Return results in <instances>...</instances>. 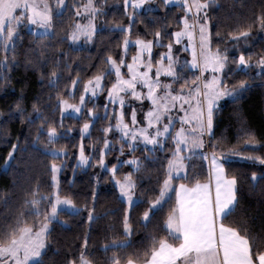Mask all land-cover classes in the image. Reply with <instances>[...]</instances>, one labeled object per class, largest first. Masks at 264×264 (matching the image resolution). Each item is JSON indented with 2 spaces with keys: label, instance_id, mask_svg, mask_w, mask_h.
I'll return each mask as SVG.
<instances>
[{
  "label": "snow or ice",
  "instance_id": "1",
  "mask_svg": "<svg viewBox=\"0 0 264 264\" xmlns=\"http://www.w3.org/2000/svg\"><path fill=\"white\" fill-rule=\"evenodd\" d=\"M115 3L118 7L122 4L127 23L123 19H104L108 0H0V85L10 84V73L19 63L17 44L27 32L32 47L26 52V67H43L52 52L46 79L49 88L59 90L54 102L49 93L47 107L60 113L59 120L50 117L35 101L29 111L23 103V90L7 114L0 111V117L18 116L30 129L35 125L32 146L51 157L47 163L49 190H42L37 178L23 190L22 202L15 211L6 208L0 213V264H264V235L253 233L246 221L225 223L239 204L238 177L228 175L225 165L233 156L264 165V154L255 151L264 149V141L242 122L238 145L224 147L222 140H215L211 141L212 150L204 151L208 143L205 137L214 135L221 100L237 101L252 87H264V7L245 17L234 11L233 4L221 19L212 15L220 7L219 0H163V7L181 9L182 14L177 13L173 23L166 14L152 16L156 0ZM141 12L146 18L141 17ZM150 24L157 26L153 29ZM104 29L122 33L117 45L121 50L119 57L108 52L86 80L76 72L60 89V65L70 68L71 58L56 44L67 40L74 45L81 39L94 43L97 33ZM256 35L261 39L259 48L255 46ZM133 45L136 50L127 59ZM161 48L165 50L156 56L154 49ZM181 53H189L190 59H183ZM40 79H45L43 72ZM105 91L102 114L95 105L87 107ZM145 100L150 101L147 111L142 108ZM85 111L88 118L79 127L80 139L72 145L76 151L71 152L68 144L58 143L74 131L65 125L64 117L78 119ZM138 111L142 112V120L137 118ZM102 117L107 120L100 128L103 135L92 140L91 126ZM117 132L116 139H111L110 135ZM85 139L89 143L85 144ZM169 140L173 146L165 149ZM137 147H143V158L133 155L123 159L126 149L135 152ZM20 148L17 137L4 157L5 170L13 167ZM157 151L169 152L162 166L163 178L157 176L156 188L138 191L136 174L146 168L145 160L158 159ZM113 152L117 153L116 162L109 166L107 157ZM73 155V173L87 166H98L110 173L122 203L119 230L114 223L107 225L109 232L98 246L103 255L98 259L96 245L91 242V225L115 210L97 211L100 173L93 175L91 198L85 203H77L70 193H63L60 173L68 167L67 158ZM196 158L208 163L206 179L199 178L197 166L192 163ZM123 165H129L132 171L118 175ZM250 179L264 180V172L253 171ZM148 191L154 195H147ZM173 192L175 204L136 247L137 225L147 228L153 223ZM10 198L8 190L0 193V203L7 206ZM141 205L146 206L139 216H134ZM84 210L88 230L77 237L76 250L65 249L63 257L55 259L61 251L52 247L55 226L69 225L67 217L79 216Z\"/></svg>",
  "mask_w": 264,
  "mask_h": 264
},
{
  "label": "trees",
  "instance_id": "2",
  "mask_svg": "<svg viewBox=\"0 0 264 264\" xmlns=\"http://www.w3.org/2000/svg\"><path fill=\"white\" fill-rule=\"evenodd\" d=\"M220 7L213 10L212 15L221 19L225 18L233 4H235L234 11L237 14L245 17H250L253 11L258 12L264 7V0H243V7H240L241 0H219ZM156 10L152 13V16L160 17L166 14L169 19L175 22L176 14L181 13V9L178 7H163V0H156ZM182 14V13H181ZM141 17L146 18V14L141 12ZM105 20L109 19H123L124 23H127V17L123 15L122 4L117 6L115 0H108ZM65 20H67V13L65 14ZM101 21H98L100 23ZM147 23V19H146ZM156 24H150V28H155ZM140 33L143 34V26L140 27ZM223 30V29H222ZM215 31V29H213ZM122 33L116 31H108L104 29L97 33L94 43H76L70 44L69 41L58 42L57 48H62L68 52L71 58L68 62L71 67H64L63 63L60 65V69L63 73L60 80V89L64 88V84L68 82L69 77L79 72L82 80H86L90 75L96 71V66L102 64V57L108 52H111L113 56L119 57L120 48L117 47ZM135 35V33H134ZM31 37L24 33V39L17 44L18 60L19 63L13 67L10 73V84L7 86L0 85V111L8 113L10 107L14 102L20 98L21 91L23 90V103L25 107L31 111V105L35 101L40 106L44 107V111L49 114L50 117L54 116L57 120L60 119L59 111L53 112L48 105L49 93H52V101H55V92L59 89L49 88L47 83V74L52 64V52L48 53L49 63L44 64L43 67L25 66L26 52H28L32 45L30 43ZM255 46L259 48L261 46L260 35H256ZM165 49H154L156 56L160 51ZM251 50V49H249ZM135 52V46H130L128 50L127 59L131 58V55ZM31 58V57H28ZM43 72L45 79L43 82L40 79V73ZM191 75V73H189ZM242 75H237V79ZM113 77L108 78V83L105 85L107 88L110 86ZM255 84L259 85V81H255ZM82 88V84H81ZM80 89L75 92L76 101L79 99ZM67 95V92H64ZM107 93L100 92L95 99L88 103L87 107L97 106L96 110L99 113L104 112L105 97ZM37 97H40L37 100ZM75 102V101H74ZM130 111V109H129ZM88 118V114L85 111L83 116L75 118L74 116H65L64 123L66 126H72L74 131L70 134L68 139L60 140L59 144H68L71 152L76 150L72 148L73 144L79 142V127ZM142 120V118H141ZM114 123V120H112ZM245 122L247 126L254 130L256 138L264 141V87L256 86L249 89L239 100L233 101L230 98L223 100L215 116L214 135L211 137L206 136V147L204 150L210 152L211 141L222 140L224 147H233L238 145V137L242 135L240 132L241 123ZM107 123L106 118H101L91 126V138L92 140L102 137L100 128ZM35 125L30 127L27 124H22L18 116L0 117V193L4 190H8L10 193V201L6 206L0 203V213H3L6 208L15 211L22 202L23 190L30 187L37 178H39L42 190H49L50 173L47 170V163L51 160V157L44 155L42 150H37L32 146V137L35 135ZM118 133L115 136L110 135V138L115 140ZM19 137L21 142V148L16 153V159L12 161L13 167L5 170L4 157L11 147L13 141ZM85 144L89 143V139H85ZM102 144V140L100 141ZM172 142L165 145V149L172 147ZM118 149V144H117ZM242 151H253L252 148H241ZM123 159H128L129 156H138L143 158V147H137L135 152H128ZM264 154V149H255ZM116 152L111 153L107 157V163L109 166L115 163ZM169 155L168 151H157L155 156L158 159L145 160V169L137 173L139 180L138 191L150 190L157 187V176L160 179L163 178L162 166L166 163V157ZM98 156V153H97ZM59 162V161H57ZM68 167L62 170L60 173V180L63 188V193H70L77 203L83 204L91 198L92 177L96 173H100V183L98 185V199L96 208L98 212H103L104 209H114L115 211H109L107 216H104L101 220L94 222L91 225L92 229V243L96 245V258H100L103 253L98 250V246L103 242V239L108 234L109 230L107 225L114 223L119 230V217L122 211V203L118 198V190L115 187L114 181L111 178L110 173L106 170H100L98 166L93 168L87 166L85 168H77L73 173L72 165L76 163L75 156L67 158ZM196 164L197 172L200 179H206L208 175V163L207 161H201L196 158L192 161ZM228 175H236L238 177V197L239 204L237 205L236 212L225 221V223H231L235 225L240 221H246L247 226L253 233H261L264 235V180L252 181L250 175L253 171L260 173L264 172V165L259 164L252 160L242 159L240 157L233 156L230 161L225 165ZM132 171L129 165H123L118 172V175H122L124 172ZM191 172V169H189ZM71 181V182H70ZM188 183V181H184ZM179 183V181L177 182ZM147 195H154L153 192L148 191ZM175 204V192L172 193V199L165 202L153 219V223L149 224L147 228L143 224H138L139 231L134 235V244L136 247H140V241L144 239L148 233L152 232L156 222L161 221L164 215L168 212L171 205ZM141 205L139 209L134 213V216H139V213L143 211ZM70 221L69 225L62 226L57 224L55 230L52 233L53 245L52 247H59L61 249L60 255L55 257L59 260L63 257L64 250L71 248L76 250L74 246L78 245V236H82L83 232L88 230L89 225L87 221V211L84 210L79 216L67 217ZM135 223V221H134ZM162 235L163 230H159ZM122 234V233H121ZM264 247V245H262ZM51 255V252L49 253Z\"/></svg>",
  "mask_w": 264,
  "mask_h": 264
},
{
  "label": "rangeland",
  "instance_id": "3",
  "mask_svg": "<svg viewBox=\"0 0 264 264\" xmlns=\"http://www.w3.org/2000/svg\"><path fill=\"white\" fill-rule=\"evenodd\" d=\"M83 41V39H81V41H78L77 43H81ZM136 50V49H135ZM181 57L183 58V59H190V54L189 53H181ZM122 71H124L125 73H126V69H123L122 68ZM209 75V73H205V76H208ZM113 78H114V74H113ZM163 78V77H162ZM145 91H146V89H145ZM95 99V98H94ZM225 99H228V98H224V99H222L221 100V102L223 101V100H225ZM220 102V103H221ZM149 105H150V101H148V100H145V101H143V104H142V108H143V110L144 111H147V109H148V107H149ZM137 107L139 108V107H141V105L140 104H137ZM109 110H111V105L109 106ZM137 118L138 119H140L141 120V118H142V112H139L138 111V116H137ZM114 120V119H113ZM114 123H115V120H114ZM176 127L178 128L179 127V123H177L176 124ZM118 133V132H117ZM118 135H119V133H118ZM205 139H206V137H205ZM204 151H206V150H204ZM99 168V167H98ZM100 169V168H99ZM101 170V169H100ZM118 190V189H117Z\"/></svg>",
  "mask_w": 264,
  "mask_h": 264
}]
</instances>
